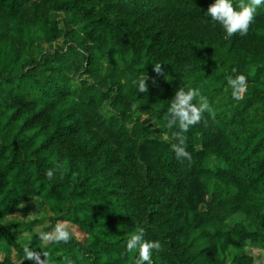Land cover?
I'll return each instance as SVG.
<instances>
[{
  "label": "trees",
  "instance_id": "1",
  "mask_svg": "<svg viewBox=\"0 0 264 264\" xmlns=\"http://www.w3.org/2000/svg\"><path fill=\"white\" fill-rule=\"evenodd\" d=\"M214 2L0 0V264H135L139 233L152 264H264V8L225 38ZM181 88L209 106L190 158L166 127Z\"/></svg>",
  "mask_w": 264,
  "mask_h": 264
},
{
  "label": "clouds",
  "instance_id": "2",
  "mask_svg": "<svg viewBox=\"0 0 264 264\" xmlns=\"http://www.w3.org/2000/svg\"><path fill=\"white\" fill-rule=\"evenodd\" d=\"M261 8H264V0H215L208 7L204 17L210 18L211 22L217 24L225 34V38L233 37L236 34L243 37L248 34L257 9ZM155 71L160 73L161 65H155ZM147 79L148 76L146 75L134 81V86L139 93L147 91ZM228 84L233 88L235 99H240L241 94L246 91L244 87L245 78L242 75L235 79L230 78ZM198 96V89L189 88L185 91L181 88L176 91L169 105L166 127L178 129L176 133L178 143L172 145L177 158H190V154L184 146L185 138L181 133L187 132L191 126L198 124L202 119V114L208 110L207 102H202L199 105L193 103ZM56 171L58 169H48L45 175L49 180H52ZM37 235L45 245L51 241L67 242L70 238L69 233L60 225H57L51 234L39 232ZM159 247L157 241L145 240L143 233L133 235L127 241L128 250L139 249L135 264H152V252L158 250ZM24 256L26 259L34 260L35 264H49L46 253H43L45 259H41L40 253L26 247L24 248Z\"/></svg>",
  "mask_w": 264,
  "mask_h": 264
},
{
  "label": "rangeland",
  "instance_id": "3",
  "mask_svg": "<svg viewBox=\"0 0 264 264\" xmlns=\"http://www.w3.org/2000/svg\"><path fill=\"white\" fill-rule=\"evenodd\" d=\"M142 121H144L147 125H153V126H156L155 124V118L154 117H150V116H144L141 118ZM164 139L167 140V141H170V137L168 135H165L164 136ZM258 251L262 257H264V253L261 252L260 250H256ZM80 264H83V261L80 260Z\"/></svg>",
  "mask_w": 264,
  "mask_h": 264
}]
</instances>
